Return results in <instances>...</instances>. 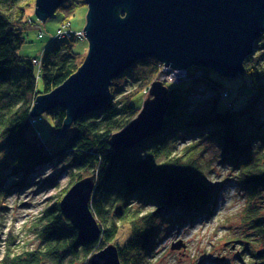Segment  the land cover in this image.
<instances>
[{"label": "trees", "instance_id": "trees-1", "mask_svg": "<svg viewBox=\"0 0 264 264\" xmlns=\"http://www.w3.org/2000/svg\"><path fill=\"white\" fill-rule=\"evenodd\" d=\"M35 2L0 0V197L11 174L37 176L53 163L66 166L69 181L59 198L29 224L35 244L13 234L4 237L0 231V264H89L93 253L111 243L117 245L122 264H151L149 256L162 219L193 220L213 212L212 201L219 192L207 157L208 145L202 143L209 139L223 148L226 163L247 191V220L264 238V213L261 206L253 205L264 193V112L260 107L264 102V59L252 61L258 52L245 61L252 91L239 108L220 105L223 76L209 68L193 67L189 85L164 82L171 100L164 129L132 148H115L113 134L140 111L134 97L160 80L155 78L163 67L161 61L145 58L113 81V100L102 110L74 121L64 136L65 143L54 149L50 141L31 134L33 119L41 120V116L32 117V106L37 96L61 85L84 60L73 49V33L55 38L58 42L47 47L39 73L19 54L25 42L27 11ZM84 4L85 0H65L57 10L64 16L62 24L70 22ZM262 46L264 33L255 44L256 51ZM135 74L140 83L128 89L126 82ZM199 84L216 93L210 109L195 105ZM45 113L51 115L58 131L64 127L65 108ZM189 136L192 140L187 142ZM88 176L96 178L91 207L102 235L84 242L79 230L63 216L60 201L77 181ZM135 201L139 206L133 205ZM124 228L127 237L120 243ZM250 253L264 264V244Z\"/></svg>", "mask_w": 264, "mask_h": 264}, {"label": "water", "instance_id": "water-1", "mask_svg": "<svg viewBox=\"0 0 264 264\" xmlns=\"http://www.w3.org/2000/svg\"><path fill=\"white\" fill-rule=\"evenodd\" d=\"M65 0H36L39 19L52 16ZM89 51L79 69L52 91L37 96L31 110L39 117L56 107L67 110L64 136L73 122L112 100L113 81L149 57L175 69L209 68L226 78L246 72L245 61L264 33V0H85ZM137 116L113 134L115 148H132L161 132L171 100L164 81L155 80ZM96 178L77 181L60 201L62 214L84 242L102 228L91 201ZM235 246V245H234ZM181 244L174 242L173 249ZM89 264H122L116 244L93 253Z\"/></svg>", "mask_w": 264, "mask_h": 264}, {"label": "rangeland", "instance_id": "rangeland-1", "mask_svg": "<svg viewBox=\"0 0 264 264\" xmlns=\"http://www.w3.org/2000/svg\"><path fill=\"white\" fill-rule=\"evenodd\" d=\"M88 6H80L66 22V32H57L61 27L62 18L60 11L44 20L36 14L35 3L27 11V27L24 31L25 42L19 48V54L31 61L39 73L41 58L48 46L57 43L56 36L68 38L73 33V49L80 53V58L85 60L89 51V41L85 37L84 28L87 24ZM33 22V23H32ZM68 26V29H67ZM72 29V30H71ZM70 31V32H69ZM74 31V32H73ZM75 32H78L77 36ZM258 52V53H257ZM257 53V54H256ZM254 59H264V46L255 51ZM155 79L174 84L189 85V75L193 67L189 69H175L162 63ZM197 73V72H196ZM225 82L224 89L218 95L220 105L223 107L239 108L241 104L249 100L252 91V79L245 72L236 78L222 77ZM140 83V77L136 74L129 78L126 87L131 89ZM41 87V83L39 82ZM139 92L134 101L140 110L143 102L147 99L146 92L149 87ZM216 97L214 90L208 89L204 84H199L194 96L195 105L199 108L210 109ZM264 112V102L260 105ZM37 118L31 122V134L37 135L45 142L50 143L52 148L61 147L66 138L55 132V123L51 115L43 113L41 120ZM38 121V122H37ZM190 136L187 142L192 139ZM204 140L208 145L207 157L212 161L214 168L217 191L216 200L213 203V212L210 214L196 215L195 219H162L161 227L155 244L150 254L151 264H261V258L250 253L251 250L261 248L264 238L259 237L247 220V191L233 175L232 166L226 163L223 156L224 150L214 141ZM39 175L28 177L27 172H18L17 176L11 175L6 178L7 185L3 188L4 194L0 197V231L13 234L18 238L23 237L26 241L36 243V238L29 233L28 226L40 216L42 210L57 200L69 181V171L63 163L48 165ZM17 184V186L15 185ZM135 207L139 202L133 203ZM253 205L262 207L264 213V193H262ZM153 205L146 208H152ZM121 231L118 241L125 242L127 231ZM179 242L181 247L173 249L172 244ZM260 242V243H259ZM235 245V246H234ZM260 246V247H259Z\"/></svg>", "mask_w": 264, "mask_h": 264}, {"label": "built area", "instance_id": "built-area-1", "mask_svg": "<svg viewBox=\"0 0 264 264\" xmlns=\"http://www.w3.org/2000/svg\"><path fill=\"white\" fill-rule=\"evenodd\" d=\"M67 29H68V26H67ZM57 32H60L61 34H65L66 32H68L67 30H66V24H64L62 27H61V29H59ZM70 32V31H69ZM69 36H71V32H70V34H68ZM56 37H58V38H61V37H64V36H56ZM32 122H35V120L33 119V121Z\"/></svg>", "mask_w": 264, "mask_h": 264}]
</instances>
